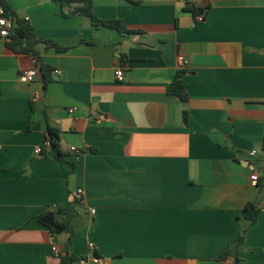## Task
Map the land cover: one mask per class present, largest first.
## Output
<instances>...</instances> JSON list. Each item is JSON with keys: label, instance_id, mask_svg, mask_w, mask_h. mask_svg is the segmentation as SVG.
<instances>
[{"label": "crops", "instance_id": "0c3cea01", "mask_svg": "<svg viewBox=\"0 0 264 264\" xmlns=\"http://www.w3.org/2000/svg\"><path fill=\"white\" fill-rule=\"evenodd\" d=\"M92 1L134 33L53 0H8L38 38L69 48L40 45L37 60L0 40V264H59L66 235L36 217L76 196L70 254L88 264H264V0ZM180 56L187 101L170 93ZM48 126L61 160L35 154Z\"/></svg>", "mask_w": 264, "mask_h": 264}, {"label": "trees", "instance_id": "16d2710c", "mask_svg": "<svg viewBox=\"0 0 264 264\" xmlns=\"http://www.w3.org/2000/svg\"><path fill=\"white\" fill-rule=\"evenodd\" d=\"M55 3L61 6V8H71L72 14H78L90 17L93 26L107 27L119 31L120 33L131 34L133 31L129 30L127 26L119 20H102L99 19L93 11V1L92 0H53ZM0 8L4 11L5 17L11 19L13 28L10 31L9 36L6 38L7 45L14 51L26 54H32L37 60H39L40 51L38 47L40 45H45L46 48H55L56 50L63 52L67 51L69 47H62L57 43L49 40H42L38 38L33 32L29 24L24 20H21L18 15L14 12L8 3V0H0ZM208 9V8H207ZM190 11V10H189ZM191 12L197 16L202 14L204 11L199 9H191ZM127 59L125 56L121 59V64L125 65ZM43 71L44 76L47 77L49 69L46 67L40 68ZM185 70H179L170 85V93L178 97L182 101H187L188 95L185 90V85L183 82V75ZM184 119L187 121L186 112H184ZM45 140L51 142V147L54 148L56 157L62 159L63 153L60 149V131L53 129L48 126L46 132ZM84 151L81 150L79 154H83ZM71 197V194H69ZM80 201L77 196L74 199H70L67 206L60 210H44L40 213L36 219L43 226H45L52 235L65 234L66 241L64 243V251L59 254L60 262L59 264H74L76 261L84 258L77 257L70 254V247L72 246L73 239L75 236V228L73 226V219L77 216L78 212L76 210V204ZM261 213V208L257 207L254 203H248L244 208V217L249 220L251 224L257 223L259 215ZM240 237V243L244 241V237Z\"/></svg>", "mask_w": 264, "mask_h": 264}, {"label": "built area", "instance_id": "2783aa9c", "mask_svg": "<svg viewBox=\"0 0 264 264\" xmlns=\"http://www.w3.org/2000/svg\"><path fill=\"white\" fill-rule=\"evenodd\" d=\"M208 1H209V3H211L214 0H208ZM196 19L198 21H203L204 20V16L201 15V14L200 15H197L196 16ZM12 28H13V24H12L11 19L5 17L4 11L0 8V40L1 39H6L9 36L10 31H11ZM178 64H179V68L181 70H184L188 66V61L184 57L180 56L178 58ZM55 73L56 74H60L61 72L59 70H56ZM116 75H117V78L120 81H122L124 79L125 73H124V68H123L122 65H119L117 67ZM38 76H39V70L38 69H32L30 71H27V72L22 73L20 75V80L22 82H24V83L29 84V83H33L37 79ZM37 98H39V94L36 95L35 100H37ZM70 111L73 112L74 109H72ZM99 118L101 120H105L106 119V117L103 116V115L99 116ZM49 147H51V142L49 140H45L42 146L36 148L35 154L42 155L44 148H49ZM71 151L73 153H75V154H79L81 150L78 149V148H76V147H73V148H71ZM250 155L252 157H257L258 156V151L257 150H252L250 152ZM251 180H252V182L254 184H257L258 181L260 180L259 174L256 173V174L252 175L251 176ZM89 211H90V214H92L93 216H95L96 210L94 208H90ZM90 249H91V251H94L95 246L93 244H91L90 245ZM53 252L57 256H59V254L61 253L60 250H59V248L57 246H53ZM88 262H89V257H84V258H82V259L79 260V263L80 264H88Z\"/></svg>", "mask_w": 264, "mask_h": 264}, {"label": "water", "instance_id": "95a60500", "mask_svg": "<svg viewBox=\"0 0 264 264\" xmlns=\"http://www.w3.org/2000/svg\"><path fill=\"white\" fill-rule=\"evenodd\" d=\"M62 240L65 241V234H62Z\"/></svg>", "mask_w": 264, "mask_h": 264}]
</instances>
